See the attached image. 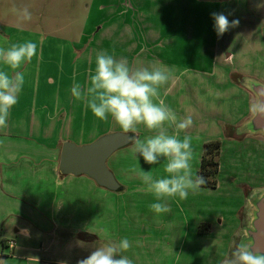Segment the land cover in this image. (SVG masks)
<instances>
[{
	"label": "rangeland",
	"instance_id": "rangeland-1",
	"mask_svg": "<svg viewBox=\"0 0 264 264\" xmlns=\"http://www.w3.org/2000/svg\"><path fill=\"white\" fill-rule=\"evenodd\" d=\"M190 2L191 10L184 11L188 21L185 27V24L173 26L174 7L171 0H0V37L8 43L30 40L37 44V55L30 63L16 70L24 72L25 77L17 107H13L18 111V123L13 125L17 126L20 135H37L47 144L66 137L81 146L105 134L122 132L116 123L113 127L111 116L107 121L97 119L85 102L75 100L70 92L74 82L88 85L90 70L94 72L96 54L101 50L118 59L127 58L132 67L160 66L161 63L174 70L177 80L171 78L154 101H163L166 105L172 100L183 102L185 111L189 103L195 111L199 110L200 117L218 115L219 98L222 100L221 96H230L229 92L212 93L213 87L220 84L209 79L206 73L214 56L218 57L220 65L224 64L230 71V82L236 83L250 77L264 83V0ZM25 6L32 13L31 20L26 22L19 19L17 12ZM214 12L223 13L229 21L238 20L239 23L218 35L211 15ZM166 17H169L168 22ZM157 18L161 20L159 23ZM165 36H180V42L175 43L174 47L170 43H156ZM242 38L251 39L252 42L245 44ZM165 48H174L173 60L164 55L158 58ZM144 57H148L149 61H145ZM48 103L53 110L60 112L54 118H49L48 112L45 114L42 111V106ZM176 114L183 117L185 113L178 111ZM195 118L197 122L198 118ZM165 127L171 131L169 134L174 132V127L167 122ZM224 129L223 135L226 132ZM149 131L139 125L138 131L130 134L140 138ZM229 133L230 130L227 131L228 137ZM145 135L144 139L149 137ZM221 141V171L217 180L222 187L218 193H210L212 212L217 210L215 206L218 203L224 206L227 201L224 200L225 196L235 197L241 191L247 194L253 190L249 182L255 171L251 174L238 166L240 161L235 147L230 145L234 144L233 141ZM132 149L133 143L118 150L109 162L115 169L116 162L121 160L120 164L128 173L126 179L117 175L121 185L126 187L113 193L116 214L113 229L126 234L130 230L135 233L145 228L151 233L160 223L156 221L159 218L154 219L149 215L152 211L149 205L156 202L149 197L153 193L147 190L138 172L143 169L151 171L154 178H163L167 175L164 171L167 160L161 158L158 164L148 165L135 156ZM263 151L259 150L261 155ZM195 164L191 162L192 167ZM217 198L221 201H217ZM124 204L129 213L126 222L120 220L122 217L119 215ZM229 207L232 204H228ZM125 253L133 264H223L220 255H224L223 251L214 252L212 248L200 252L202 257L194 259L189 255L191 252L168 250L164 245L158 250L149 247L146 250L135 239Z\"/></svg>",
	"mask_w": 264,
	"mask_h": 264
},
{
	"label": "crops",
	"instance_id": "crops-1",
	"mask_svg": "<svg viewBox=\"0 0 264 264\" xmlns=\"http://www.w3.org/2000/svg\"><path fill=\"white\" fill-rule=\"evenodd\" d=\"M190 1L171 0L174 7L173 26L185 24L187 27L188 21L184 11L191 10ZM166 18L168 22L169 17ZM179 38L180 36H165L156 43H170V46L174 47L175 43L180 42ZM242 40L245 44L252 42L251 39ZM12 43L17 42L8 43L0 37V47L7 48ZM163 50L164 54L161 52L158 58L165 56L167 59H174V48ZM144 60L149 61V58L144 57ZM159 65L163 66L161 63ZM208 68L207 77L220 83L213 87L212 93H230V96H221L222 100L219 98L218 115L200 117L199 110L195 111L189 103L185 111L184 103L174 100L167 106L175 114L178 111L185 113L183 117L176 114L178 121L187 116L193 119V125L181 131L180 137H191L194 153L192 161L194 164L196 162L192 167L194 174H198L201 167L202 146L209 140L227 139L234 143L230 145L235 147L240 161L238 166L251 174L255 171L251 180L253 183L248 181L254 191L251 190L247 194L241 191L242 193L235 197L225 196L224 200L227 201L224 206L218 203L215 206L217 210L212 212L210 193H218L222 187L221 183L218 182L215 188L201 186L197 193L190 192L187 199H180L178 196L169 198V213L157 214L150 211L152 218L161 219H156L160 223L151 233H148L147 229L145 231V228L135 233L130 230L126 232L128 237H125V232L113 229L112 222L116 215L113 191L100 187L85 175L60 174L62 144L73 140L60 137L53 144H47L37 135H20L17 126L13 125L18 123V111L12 108L7 127L0 129V264H78L79 260L90 255L96 247L106 243H118L122 238H127L130 243L135 239L146 250L148 247L158 250L164 245L168 250L191 252L189 255L194 259L202 257L200 252L213 248L214 252H224V255H220L221 262L231 259L232 249L235 250L240 243L244 229L250 223L251 197L264 191V154L259 152L264 149V136L246 134L243 135L244 138L239 139L227 136L228 130H236L253 115L249 111V105L255 100V96L243 87L242 83L230 82V71L224 64L218 63L217 56L213 57ZM0 70L13 73L12 69L2 63ZM170 71L173 81L174 78L176 81L178 73L175 77L174 70ZM164 104L166 105L165 102ZM42 107L45 114L48 112L49 118H54L55 114L60 113L59 110H53L49 103ZM195 117L198 118L197 122ZM111 121L114 122V127L115 121ZM222 129L226 131V136L223 135ZM173 130L175 131L174 128ZM145 134L152 136L155 133L149 131L139 139L143 140ZM113 155L107 165L121 185L117 175L126 179L128 173L126 174L125 168L120 164L121 160L116 162L115 169L109 165ZM149 197L153 202H158L154 194ZM217 201L221 200L217 198ZM228 204H232V207L228 208ZM227 208L229 212L226 211ZM119 215L123 222L129 218L125 204ZM122 255L127 256L125 252H122Z\"/></svg>",
	"mask_w": 264,
	"mask_h": 264
},
{
	"label": "clouds",
	"instance_id": "clouds-1",
	"mask_svg": "<svg viewBox=\"0 0 264 264\" xmlns=\"http://www.w3.org/2000/svg\"><path fill=\"white\" fill-rule=\"evenodd\" d=\"M17 12L21 21L32 18L27 6ZM211 15L218 35L239 23L238 20L229 21L223 13L214 12ZM36 55L37 44L30 40L12 43L7 48L0 47V63L13 70L12 74L0 70V129L7 127L10 110L17 104L25 83L24 72L16 70L30 63ZM95 65L94 72L90 70L88 85L74 82L71 95L77 101H84L97 119L107 121L111 116L124 134L136 133L139 125L155 133L144 140L136 136L129 137V140L133 143V154L142 158L144 163L154 165L161 158L167 160L165 177L154 178L151 171L143 169L139 170L138 175L158 201L149 205L150 210L157 214L169 213V198L178 196L187 199L190 192L197 193L207 183L203 175L192 171L194 153L191 137H180L181 131L193 125L192 117L178 121L176 114L163 101H154L159 97L160 89L171 80L172 73L165 66L132 67L127 58L118 59L105 50L97 52ZM249 111L264 119V88L257 91V99L250 103ZM166 122L174 126L172 134L165 127ZM130 247L127 238H122L118 243H106L96 247L78 264H133L131 259L121 255ZM223 264H264V251L253 250V245L241 241L233 251L232 258L225 259Z\"/></svg>",
	"mask_w": 264,
	"mask_h": 264
},
{
	"label": "water",
	"instance_id": "water-1",
	"mask_svg": "<svg viewBox=\"0 0 264 264\" xmlns=\"http://www.w3.org/2000/svg\"><path fill=\"white\" fill-rule=\"evenodd\" d=\"M242 85L250 91L257 99V91L264 88V83L250 77L242 78ZM235 134L243 136L246 134H260L264 136V119L254 114L235 130ZM132 134L112 132L99 137L96 141L77 145L71 141L62 144L59 158V172L62 176H88L97 185L107 190L118 192L122 186L116 179L114 173L108 168L109 158L118 150L130 145L129 137ZM250 223L244 229L240 240L253 245V250L264 251V191L258 192L251 197L250 201Z\"/></svg>",
	"mask_w": 264,
	"mask_h": 264
},
{
	"label": "trees",
	"instance_id": "trees-1",
	"mask_svg": "<svg viewBox=\"0 0 264 264\" xmlns=\"http://www.w3.org/2000/svg\"><path fill=\"white\" fill-rule=\"evenodd\" d=\"M236 83L241 84V81H236ZM229 137L242 138L243 136H237L235 134L234 128L230 129ZM134 136V135H133ZM222 141L220 139H214L206 142L204 144V152L201 161V167L198 171L199 175H203L207 183L202 187L215 188L218 185V174L220 170L219 156L221 152ZM124 187L122 186V190ZM121 190V191H122Z\"/></svg>",
	"mask_w": 264,
	"mask_h": 264
}]
</instances>
